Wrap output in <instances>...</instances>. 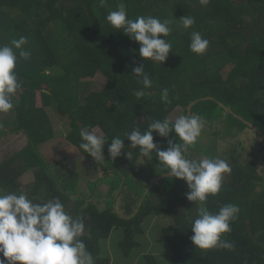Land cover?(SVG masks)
<instances>
[{
    "label": "trees",
    "instance_id": "1",
    "mask_svg": "<svg viewBox=\"0 0 264 264\" xmlns=\"http://www.w3.org/2000/svg\"><path fill=\"white\" fill-rule=\"evenodd\" d=\"M120 5L131 19L151 15L171 21L167 39L173 50L166 62L145 61L139 56V43L106 20L109 11ZM185 15L195 20L190 29L179 21ZM193 31L210 41L202 55L190 50ZM21 36L29 41L25 48L31 58L18 60L16 73L22 88L8 113L14 120L0 121V141L10 133L23 134L28 141L22 150L0 161V193H25L36 202L58 197L68 214L84 218L82 239L97 264H111L110 258L103 257L101 241L115 230L123 231L121 246L129 255L141 246L139 237L155 233L148 228L149 218L159 217L171 218L174 225L155 233L158 255L145 254L147 264H264V177L256 164L248 159L241 162L240 155L231 153L217 156L198 141L189 148L191 159H201V153L206 158L217 156L232 169L220 193L208 197L209 210L215 213L227 204L240 208L232 231L226 234L234 250H201L191 240L194 233L188 218H195L196 206L186 198L187 183L167 177L142 201L146 189L132 178L142 170L143 157L139 147L127 149L128 133L144 132L152 122L165 118L174 122L173 114L182 110L188 115L192 104L191 115L208 124L224 122L228 134L252 129L249 123L264 134V0H209L207 6L199 0H107L104 7L99 0H0V44ZM141 64L152 80L150 88L144 87L142 77L134 76L133 69ZM98 74L105 77V84L92 91L90 85ZM164 89L169 102L161 98ZM48 108H56L70 122V142L84 156L91 157L80 148L81 129L99 127L106 133L107 155L88 167L98 178L89 180L92 188L87 194L76 171H83L81 160L70 169L74 162L52 163L40 150L55 137ZM153 135L162 149H167L168 140L179 142L175 133L167 138ZM113 137L125 140L132 160L123 154L125 150L115 159L110 156ZM260 151L264 152V144ZM147 167L148 185L168 174L155 152ZM30 173L33 181L21 185L19 181L31 177ZM133 185L138 187L132 189ZM105 186L111 205L100 208L95 193ZM162 245L170 250H162Z\"/></svg>",
    "mask_w": 264,
    "mask_h": 264
},
{
    "label": "clouds",
    "instance_id": "2",
    "mask_svg": "<svg viewBox=\"0 0 264 264\" xmlns=\"http://www.w3.org/2000/svg\"><path fill=\"white\" fill-rule=\"evenodd\" d=\"M199 2L207 6L209 0ZM99 4L104 7L107 0H99ZM106 20L113 28L122 30L139 43V56L145 61L162 64L168 60L173 50L167 39L172 31L171 21L151 15L131 19L123 5L118 10L109 11ZM179 21L184 29L192 28L195 23L194 18L188 15ZM28 43V39L21 36L11 39L8 44H0V114L14 110L13 99L22 88L16 67L19 59L27 61L31 58V52L25 48ZM209 44L210 41L198 31L191 33L189 47L193 53L204 54ZM133 73L142 77L145 88L152 87V80L144 72V64L135 67ZM161 98L169 102L167 89L162 90ZM204 126V119L196 115H181L174 122L167 118L157 120L144 132L134 129L128 133L127 140L131 144L127 149L139 147L143 160L145 157L153 159L155 152L156 159L171 177L187 183L189 192L186 198L196 206L195 218H188L195 246L201 250H234L235 245L226 239V234L232 231V223L238 218L240 208L227 204L213 213L206 206L210 195L220 193L224 177L230 175L232 169L224 159L188 157L189 148L198 141ZM154 132L163 138L175 133L179 142L168 140L167 149H162L154 142ZM80 137V148L84 152L96 160L103 158L105 138L102 135L82 128ZM124 141L119 137L112 138L108 152L113 159L125 150L123 154L132 160V152L126 150ZM85 234L84 218L68 214L58 197L36 202L25 193H0V264H94V257L82 239Z\"/></svg>",
    "mask_w": 264,
    "mask_h": 264
},
{
    "label": "rangeland",
    "instance_id": "3",
    "mask_svg": "<svg viewBox=\"0 0 264 264\" xmlns=\"http://www.w3.org/2000/svg\"><path fill=\"white\" fill-rule=\"evenodd\" d=\"M105 80L106 79L102 74H98L95 81L90 85L91 90H101L105 84ZM48 110V114L52 117L53 126L55 127V137L46 144L41 145L40 150L52 163L62 159L67 160L68 163L74 162L73 164H69L73 167H69L70 169H75L76 161L81 160L83 171L82 169L76 171L80 172L79 186H81L83 192L87 194L89 193L88 188H92V185H89V180H96L98 178L96 174L90 173L88 167L92 166L94 162H99L106 157L107 154L105 149H103V158L98 160L92 156L87 157L82 155L79 151H75V147L72 145L69 139V135L72 132V126L70 122L65 120L63 116L59 115V111L56 108H49ZM181 115H183V112L182 110H179L173 114L172 119L176 120ZM1 119L13 121L14 116H12V114H6L5 116H0V121H2ZM5 130L7 129L5 128ZM93 130L105 138L106 133L101 128L96 127ZM257 137V132L252 129H247L243 133L228 134L226 124L224 122L218 121L212 124L205 123L198 142L201 143V146H203L204 149H211V152L217 156L219 154L231 153L236 156L240 155L239 158L241 162H245L248 159L258 166L260 173L264 177V152L260 151V147H262L264 142ZM27 141L28 140L26 136L22 134L18 136V134L10 133L3 136L2 140L0 141V161H4L9 155L20 151L27 144ZM203 147H201V149ZM234 150L235 152L233 153ZM217 156L215 158H217ZM200 158L202 159L206 157L203 155V153H201ZM144 160L143 158L140 160L139 165L142 166V170H139V175L136 179L132 178V182L138 184L142 182L141 186L147 190L149 187L147 183V174L150 172V166H147L152 164V159H147L145 162ZM106 164L107 163H105V165ZM108 166L109 165L107 164V167ZM142 172H144V180L141 181L140 175ZM30 174L32 175L31 177L26 175L19 181V183L21 185L25 184L28 186L33 181V174ZM99 176L102 177V179L105 178V176L102 174ZM226 179L227 176L225 175L224 180ZM137 187L138 185H133L132 189ZM108 192L109 187L105 186L95 193V198H99L98 204L100 208H106L111 205V195H109ZM149 220L151 221V224L148 226V228L150 231L154 230L156 234L163 228L174 225V222L171 218L169 219L166 217H159L149 218ZM155 233L150 234L148 232L147 235L139 237L138 240L141 243V246L134 248L129 255H126L121 246V243L124 239V233L122 230H115L108 240L101 241L103 257L110 258L111 264H147L144 259V256H146L145 254L158 255V247L156 246L157 244L155 243L154 239L156 237ZM161 249L164 251L168 249L170 250L168 245H162ZM94 264H97L95 259Z\"/></svg>",
    "mask_w": 264,
    "mask_h": 264
},
{
    "label": "water",
    "instance_id": "4",
    "mask_svg": "<svg viewBox=\"0 0 264 264\" xmlns=\"http://www.w3.org/2000/svg\"><path fill=\"white\" fill-rule=\"evenodd\" d=\"M193 105H194V104H192V105L189 107L188 115H191V109H192ZM220 105H221L223 108H225V110H226L227 112H229V113H233L232 110H230L229 108L225 107L223 104H220ZM249 126H250L254 131H256L259 135H261V136L264 137V134H263L262 132H260L257 128L253 127L252 124L249 123ZM167 177H170V175H169V174H167V175H162V176H159L158 178H156V179L152 182V184L148 187V189L145 191L144 196H143V198H142V201H143L144 198L147 196V194L149 193V191L151 190V188H152L153 186H155L158 182H160L162 179H165V178H167Z\"/></svg>",
    "mask_w": 264,
    "mask_h": 264
},
{
    "label": "crops",
    "instance_id": "5",
    "mask_svg": "<svg viewBox=\"0 0 264 264\" xmlns=\"http://www.w3.org/2000/svg\"><path fill=\"white\" fill-rule=\"evenodd\" d=\"M47 111L49 112L48 109H47ZM4 115H5V114H3V116H4ZM49 116H50V115H49ZM50 118H51V120H52V117H51V116H50ZM52 123H53V120H52ZM53 128H54V132H55V127L53 126ZM14 134H17V133H14ZM54 134H55V133H54ZM19 135H21V134H18V136H19ZM22 135H23V134H22ZM25 146H26V145H25ZM25 146H24V147H25ZM24 147H23V148H24ZM23 148H22V149H23ZM22 149H21V150H22ZM117 196H118V194H117Z\"/></svg>",
    "mask_w": 264,
    "mask_h": 264
}]
</instances>
